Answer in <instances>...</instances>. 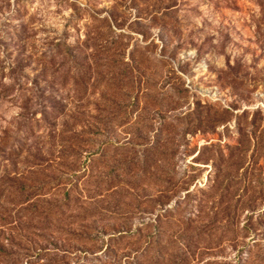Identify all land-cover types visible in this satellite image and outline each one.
Masks as SVG:
<instances>
[{"label":"rangeland","instance_id":"rangeland-1","mask_svg":"<svg viewBox=\"0 0 264 264\" xmlns=\"http://www.w3.org/2000/svg\"><path fill=\"white\" fill-rule=\"evenodd\" d=\"M0 264H264V0H0Z\"/></svg>","mask_w":264,"mask_h":264}]
</instances>
